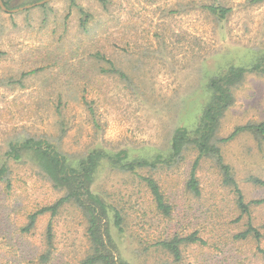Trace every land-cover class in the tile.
Listing matches in <instances>:
<instances>
[{
    "label": "rangeland",
    "instance_id": "obj_1",
    "mask_svg": "<svg viewBox=\"0 0 264 264\" xmlns=\"http://www.w3.org/2000/svg\"><path fill=\"white\" fill-rule=\"evenodd\" d=\"M1 1L11 11L45 0ZM203 5L231 12L220 21ZM263 59L264 0H50L16 13L0 8V167L7 169L0 179V264H45L49 223L50 264H78L90 253L86 220L72 203L22 232L30 214L64 192L31 154L6 157L11 143L45 139L72 163L92 149L126 151L130 159L165 156L177 129L192 135L199 127L210 79ZM110 68L116 73L105 72ZM231 91L214 139L264 123V74H246ZM218 146L244 202L264 199V137L244 132ZM196 157L189 146L178 166L136 172L160 186L172 208L168 218L155 211L136 174L100 167L91 188L124 219L123 233L113 231L118 264H264V204L242 215L210 158L196 170L199 196L191 194L186 182ZM249 225L260 238H235ZM191 234L200 242L182 245L179 261L155 246Z\"/></svg>",
    "mask_w": 264,
    "mask_h": 264
},
{
    "label": "trees",
    "instance_id": "obj_2",
    "mask_svg": "<svg viewBox=\"0 0 264 264\" xmlns=\"http://www.w3.org/2000/svg\"><path fill=\"white\" fill-rule=\"evenodd\" d=\"M3 5L7 8L8 2L3 1ZM202 8L220 21L225 20L231 12L230 9L221 6L203 5ZM81 14L84 18L81 20L80 26L85 28L88 15L84 12H81ZM94 57L97 59L105 58L100 54H96ZM105 72L116 73L113 68ZM248 73L264 74V59L248 69L232 68L226 73L210 79L208 90L212 95L202 113L199 127L195 129L192 135L184 128L177 129L171 139L168 154L165 156H162V154L157 155L152 160L130 159L126 151L110 154L100 149H92L79 161L72 163L67 156L59 152L54 145L45 139H27L20 143H11L6 157L11 158L13 161H18L21 159V154H31L34 157L37 168L51 185L55 189L64 192V197L53 205L43 207L37 212L30 214L27 225L21 229L22 232H30L40 216L49 214L54 217L57 215L60 206L65 203H72L86 220V235L90 244V253L78 264H118L116 259H120V253L115 242L114 233L117 235L123 233L124 219L116 207L103 196L96 194L91 188L100 167L103 164H107L115 170L136 174L147 189L155 211L162 217L168 218L171 215L172 208L160 186L152 177L136 172L141 169L154 171L160 166L167 168L178 166L189 146L194 148L197 157L191 166L186 189L191 194L199 196L196 170L201 159L210 158L217 165L223 186L231 188L235 195L236 206L240 213L249 215L250 206L264 204V199L251 203L244 202L243 195L233 178L230 167L223 161L218 144L226 143L244 132L256 137H264V123L240 126L235 128L228 137L214 139V133L219 125V118L232 105V87ZM120 76H123V74H120ZM6 172V167L1 166L0 179L5 176ZM254 182L259 183L258 181ZM249 236L260 238V234L250 225L247 230L239 233L235 238L244 240ZM46 239L48 241L47 251L40 257V260L45 264H50V250L52 248L50 243L52 239L51 223L48 224L46 229ZM199 242L200 239L196 234L185 237L174 235L171 238L156 242L155 246L167 252L174 261H179L181 258L180 247L182 245ZM119 262L123 264L122 261Z\"/></svg>",
    "mask_w": 264,
    "mask_h": 264
},
{
    "label": "water",
    "instance_id": "obj_3",
    "mask_svg": "<svg viewBox=\"0 0 264 264\" xmlns=\"http://www.w3.org/2000/svg\"><path fill=\"white\" fill-rule=\"evenodd\" d=\"M49 1H50V0H45V1H41V2H39V3H37V4H33V5L26 6V7H24V8H20V9H15V10H11V11H9V10L6 9V7L3 5L2 1L0 0V8H1V10L4 11V12H8V13H16V12H18V11L26 10V9L31 8V7L37 6V5H43V4H45L46 2H49Z\"/></svg>",
    "mask_w": 264,
    "mask_h": 264
}]
</instances>
